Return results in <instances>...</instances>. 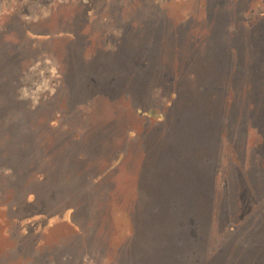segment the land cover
<instances>
[{"label": "rangeland", "instance_id": "1", "mask_svg": "<svg viewBox=\"0 0 264 264\" xmlns=\"http://www.w3.org/2000/svg\"><path fill=\"white\" fill-rule=\"evenodd\" d=\"M0 264H264V0H0Z\"/></svg>", "mask_w": 264, "mask_h": 264}]
</instances>
